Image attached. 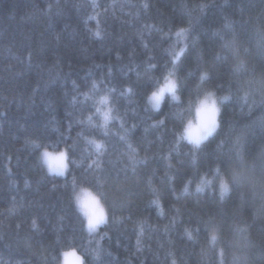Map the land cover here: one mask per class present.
I'll return each instance as SVG.
<instances>
[{"label":"trees","instance_id":"trees-1","mask_svg":"<svg viewBox=\"0 0 264 264\" xmlns=\"http://www.w3.org/2000/svg\"><path fill=\"white\" fill-rule=\"evenodd\" d=\"M203 2L0 0V264H61L63 254L73 250L85 264H171L168 252H175L181 239L187 243L183 229L201 211L196 197L211 196L208 189L195 192L196 177L209 168L200 153L196 164L190 163L186 142L166 158L179 125L169 115L170 103L159 112L150 109L144 90L151 89L149 96L155 80L145 72L151 57L157 65L151 75L161 79L164 65L191 42V37L185 41L175 35L186 26L180 21H187L189 12L198 16L197 5ZM229 4L206 10L197 25L195 35L206 57L218 38L211 32L201 35V28L219 26L225 15L239 21L242 4L251 8L244 20L260 23V0ZM186 55L191 64L194 50ZM137 73L140 90L129 93ZM106 94L111 115L119 118L104 128L96 109ZM227 105L226 121L242 125L259 115L258 108L248 116L239 105ZM97 143L103 144L99 151ZM216 143L212 140L204 150L210 152ZM45 149L66 150L69 161H76L66 176L47 171L41 162ZM97 176L107 194L109 218L100 233L89 237L73 204V178L75 186L95 190ZM157 198L159 206L153 203ZM250 213L246 209L245 217ZM85 248H98L100 259L85 256ZM196 260L193 255L188 264Z\"/></svg>","mask_w":264,"mask_h":264},{"label":"snow or ice","instance_id":"snow-or-ice-1","mask_svg":"<svg viewBox=\"0 0 264 264\" xmlns=\"http://www.w3.org/2000/svg\"><path fill=\"white\" fill-rule=\"evenodd\" d=\"M260 3L259 25L244 20L246 11L251 12V8H246L242 4L238 9L241 17L239 21L225 15L219 26L209 25L200 29L201 35L211 32L212 36L218 38V43L211 48L207 57L205 50L200 47V36L195 35L197 25L206 10L212 8L222 10L224 6L230 4L229 0H204L203 3H199L197 7L200 14L193 17L189 12L187 21H180L186 26L179 27L175 33L185 41L191 37V42L185 43L180 52L174 54L172 60L163 67L162 75L168 74L166 82L172 85L173 92L177 83L175 74L185 69L184 74L181 75L183 92H189L193 85L207 83L227 92L224 99L228 100L231 97V103L239 105L242 114L252 116L254 110L259 109V115L242 125L235 119H229L225 124L222 117L223 138L219 139V143H216L215 148L210 152L204 149L199 152L194 149L189 150L192 165L196 164L197 153H200L202 163L208 166L209 171L216 165H219L217 172L222 168L228 170L232 188L229 194V182L221 178L219 188L210 189L211 196L207 200H203L200 196L196 197L197 204L201 205V211L195 213L194 218H189L188 223L191 227L183 229L187 243L181 239L176 251L168 252V255L173 257L171 264H188V259L193 255L197 256L195 264H227L229 257L233 261H242L243 264H264V0H260ZM144 7L147 8L148 4H144ZM184 10L187 11V5H184ZM96 35L99 36L100 33L97 32ZM191 50H194L195 56L194 61L189 64L186 53ZM156 67V63L149 57L145 72L147 79L158 80L151 75V70ZM137 77V82L128 87L129 93H132L134 88L139 92L141 83L139 73ZM150 90L145 89L144 95L154 107L159 108L164 98L158 92L148 96ZM256 91H259L261 96L257 102H254L253 94ZM157 96L160 97L159 100L156 99ZM104 100L107 101V97H104ZM109 111L112 113L111 108ZM174 114H176L174 111L169 113L170 116ZM164 123V119L156 120L158 125ZM102 127L107 126L102 125ZM120 139L125 140L126 137L121 136ZM32 143L35 144L34 141ZM129 147H132L131 144ZM179 147V143L175 141V147L170 150L166 158L170 160L171 152H178ZM96 148L99 151L103 148V144L97 143ZM93 164L100 168L96 161H93ZM88 167L91 168L92 165ZM168 167L172 168L173 164L169 162ZM135 170L134 167L133 171ZM171 179L169 177V180ZM96 180L99 183L100 178L97 176ZM191 183L192 181L189 180L188 184ZM75 184L76 180L73 178V186ZM183 192H189L187 185L184 186ZM195 192L197 194L203 192V183L196 186ZM153 203L159 206V198ZM246 209H251L247 218L244 215ZM176 212L179 215L181 209L177 208ZM197 247L200 249L198 253L195 251ZM83 251L85 256L89 255L87 248ZM64 255L66 262L70 255H75L79 264H85L84 256H78L74 250L65 252ZM93 259H100L99 252L95 253Z\"/></svg>","mask_w":264,"mask_h":264},{"label":"clouds","instance_id":"clouds-1","mask_svg":"<svg viewBox=\"0 0 264 264\" xmlns=\"http://www.w3.org/2000/svg\"><path fill=\"white\" fill-rule=\"evenodd\" d=\"M167 73L163 74L161 79L154 81L153 90L149 96H152L153 92L162 94L164 100L160 102V107H154L149 103L151 110L159 112L164 102L170 103L176 114L172 115L179 125L175 133L176 141L178 143L186 142L191 146V149L199 152L201 149L210 143L212 140H216L219 143V139L223 138L222 133V117L225 105L231 102V97L225 100L224 97L228 93L221 91L216 87H213L207 83L203 85H193L189 90L187 96L182 91V79L179 72L175 74L176 90L172 91V85L166 82ZM255 100L257 102L260 99L261 93L259 91L254 92ZM107 97V101L104 100ZM160 99L159 96L156 97ZM97 113L102 116L103 125H108L111 119L114 117L111 115L108 107V95H104L98 100ZM91 122L92 117L89 119ZM223 123H227L226 120ZM215 129V130H213ZM65 152H54L43 150L41 153V162L46 165L47 171L50 174L64 175L68 170L69 164H75L76 161H69ZM216 165L211 171H206L202 176L196 177L198 181L196 186L203 183V191L206 189L219 188L221 178L229 182L230 193L232 188L230 172L226 169H221L217 172ZM107 194L103 190V185L97 183L96 189H92L89 186H74L72 199L74 207L77 213L81 216L85 223V230L89 237H94L98 229V226L108 221V206L106 203ZM211 243V242H210ZM99 249H90L89 255L93 256ZM243 255V253H238ZM67 264H79V260L75 255H70L67 260ZM227 264H243L242 261H233L231 257L228 258Z\"/></svg>","mask_w":264,"mask_h":264},{"label":"rangeland","instance_id":"rangeland-1","mask_svg":"<svg viewBox=\"0 0 264 264\" xmlns=\"http://www.w3.org/2000/svg\"><path fill=\"white\" fill-rule=\"evenodd\" d=\"M150 103V102H149ZM54 152H65L66 154H67V156H68V153H67V151L66 150H61V151H54ZM45 165V164H44ZM46 166V165H45ZM46 169H47V167H46ZM67 172H68V170L65 172V174L64 175H62V177H64V176H66L67 175ZM54 175H56V174H54ZM57 176H61V175H57ZM104 223H102L101 225H99L98 226V229H97V231H96V233H95V235L96 234H98V233H100V226H102ZM99 230V231H98ZM68 252H71V251H68ZM76 253H77V255L78 256H81L77 251H76ZM68 260V259H67ZM61 264H67V262H66V259H65V255L63 254V256H62V260H61Z\"/></svg>","mask_w":264,"mask_h":264}]
</instances>
